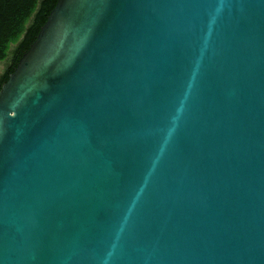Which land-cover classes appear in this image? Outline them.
Masks as SVG:
<instances>
[{
    "label": "water",
    "instance_id": "95a60500",
    "mask_svg": "<svg viewBox=\"0 0 264 264\" xmlns=\"http://www.w3.org/2000/svg\"><path fill=\"white\" fill-rule=\"evenodd\" d=\"M0 264H264V0H56L0 85Z\"/></svg>",
    "mask_w": 264,
    "mask_h": 264
},
{
    "label": "trees",
    "instance_id": "16d2710c",
    "mask_svg": "<svg viewBox=\"0 0 264 264\" xmlns=\"http://www.w3.org/2000/svg\"><path fill=\"white\" fill-rule=\"evenodd\" d=\"M56 0H0V85L34 40Z\"/></svg>",
    "mask_w": 264,
    "mask_h": 264
},
{
    "label": "rangeland",
    "instance_id": "374dc122",
    "mask_svg": "<svg viewBox=\"0 0 264 264\" xmlns=\"http://www.w3.org/2000/svg\"><path fill=\"white\" fill-rule=\"evenodd\" d=\"M6 62L7 61H2V62H0V72L4 69V67H5V65H6Z\"/></svg>",
    "mask_w": 264,
    "mask_h": 264
}]
</instances>
